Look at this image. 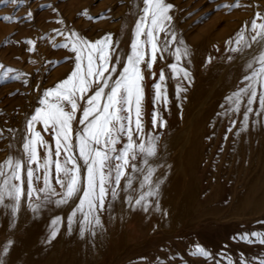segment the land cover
Here are the masks:
<instances>
[{
	"label": "snow or ice",
	"instance_id": "1",
	"mask_svg": "<svg viewBox=\"0 0 264 264\" xmlns=\"http://www.w3.org/2000/svg\"><path fill=\"white\" fill-rule=\"evenodd\" d=\"M32 2L0 0V6H14L11 14L0 19L33 24L38 13L50 9L53 18L46 22L58 27L39 39H50L53 48L70 50L65 60L73 66L52 86L34 85L35 105L22 128H0V137L7 132L19 145L14 147L10 143L14 154L0 163V217L3 226L12 230L0 245V264H15L12 252L22 209L30 210L34 219L47 220L43 245H50L62 229L69 235L76 232L81 239L87 236L95 241L107 231L106 223L117 218L113 215L117 204L120 219L124 210L148 216L159 212L168 217L169 212L161 207L162 188L172 167L163 156V137L168 126L164 112L172 103L168 80L175 82L174 99L182 117L183 101L195 79L191 71L192 50L178 30L179 9L175 0H142V7L135 5L136 18L126 54L112 32L89 38L69 24L54 4H37L33 9ZM21 7L25 8L24 15H16ZM244 7L250 5L234 0L217 5L213 11ZM110 11L108 8L93 15L84 8L82 15L99 20ZM210 14L206 13L201 20ZM8 42L6 39L5 43ZM37 43V38L25 37L14 41V46L23 47L24 54L30 57L37 54ZM226 50L240 54L245 70L233 89L224 95L215 115L229 122L227 132L236 128L234 135L239 137L257 126L264 129V9L244 21L235 38L229 37ZM165 54L174 57L166 66L167 76L164 67L158 73L154 70ZM213 59L209 55L205 63L210 64ZM227 59L233 61L234 56L228 55ZM59 62L46 63L54 66ZM0 69V81L22 80L28 86L32 78L30 73L5 67L3 63ZM148 103L151 111L147 109ZM42 132L51 139H46ZM214 135L207 139L212 140ZM158 228L159 225H153L154 231ZM230 239L259 245L260 250L251 255L243 250L233 254L224 245L212 249L195 243L189 254L203 258L205 264H264V227L234 233ZM160 251L164 255L154 260L140 259L143 264H175L177 259L181 264H189L180 252L172 254L164 246Z\"/></svg>",
	"mask_w": 264,
	"mask_h": 264
},
{
	"label": "rangeland",
	"instance_id": "2",
	"mask_svg": "<svg viewBox=\"0 0 264 264\" xmlns=\"http://www.w3.org/2000/svg\"><path fill=\"white\" fill-rule=\"evenodd\" d=\"M233 2L234 0H211V2L209 0H175V4L179 9L177 11V15L179 16L178 27L187 35L191 34L189 36L201 31L214 34L215 30H217V33L225 29L227 32H230L231 37L235 38V33L239 31L241 19L250 20L254 17L256 11L264 9V0H240L242 5H250V7L232 9L231 11L226 8H220L213 11L217 5ZM47 3H52L58 7L66 17L67 22L74 25L77 30H82L89 38H100L106 32L110 31L113 33L114 29L125 26L123 20L124 14L130 17L133 16V20H135V5L138 4L137 0H33L31 7L35 9L37 4ZM256 5H259L260 8L258 9ZM13 7L11 4L0 6V16L11 14ZM84 8H88L93 15L101 13L108 8H111V11L106 13V18L89 20L86 16L82 15V9ZM24 12L25 8L21 7L15 14L22 16ZM206 13L211 14L206 19L201 20V17H204ZM52 18L51 10L45 9L37 14L36 22L33 24H17L0 19V63H3L5 67L11 66L19 69L21 72L30 73L32 77L28 86H25L22 80L9 79L0 81V128H19L22 126L25 117L31 113L35 105L36 94L34 85L40 83L42 88L52 86L59 79L63 78L73 66L65 60L70 50L53 48L50 39H39L46 32H50L51 28L58 27L55 23L46 22L52 20ZM25 37L37 38V54L29 57L24 54L23 47L14 46V41L24 39ZM6 39L9 41L8 43H5ZM60 39L57 37L58 41ZM48 60H58L60 62L53 66L46 63ZM2 71L3 69H0V72ZM13 93L18 94L13 95ZM149 111H151V106L149 107ZM37 128L40 130L41 126L37 125ZM218 133L214 156L208 162L204 159L200 160L199 168L196 171H193L188 166L185 168L186 171L173 176V187L162 198L161 207L169 208L173 201L182 197L192 180L196 177L200 181L201 197L207 198L208 201L212 200L207 203L208 205L206 204L207 208L215 207L218 213L217 216H221V218L212 221L211 217L203 215V217L197 219L198 222L194 221L193 223L186 224L184 222H174L171 227L173 232L169 234L170 228H166L161 222L159 212H154L150 219L144 220L143 215L127 211V220L124 224L126 244L131 243L136 245L140 240L146 239L148 241L146 246H150L144 251L145 253H140L133 259L135 262L132 260L129 264H143V261L140 259L141 257L154 260L158 255L163 256L164 253L160 251L162 246L170 249L172 254H175V252H180L182 255L185 254L183 257L189 261V264H205L203 258L192 257L189 254V248L195 243H201L212 249H219L224 245L225 250L231 249L233 254L243 250L246 254L251 255L260 250L259 245H247L230 239L234 233L244 230H260L264 227V223H261L264 222V208L243 209L239 212L231 210V207L235 204L231 192L233 187L232 179L230 178L232 171L225 168V166L230 160L229 155L234 147L233 141L235 139L230 136L225 139L224 134ZM42 135L46 139H51L47 133L42 132ZM9 139L10 136L7 132L4 133L3 137H0V163L3 162L7 153ZM221 149H223L222 153ZM218 160L220 161L218 162ZM173 162L167 161L172 166L174 165ZM220 192L223 193L220 194ZM224 214L228 216L222 218ZM163 220H166V218H163ZM153 225H159L158 230L154 231ZM149 236L151 237L149 238ZM135 247L133 246L132 248L130 246L127 248L125 246L124 251L122 250L123 252L121 251L120 253L117 264H122L128 254L135 252ZM175 264H181L180 260L177 259Z\"/></svg>",
	"mask_w": 264,
	"mask_h": 264
},
{
	"label": "bare ground",
	"instance_id": "3",
	"mask_svg": "<svg viewBox=\"0 0 264 264\" xmlns=\"http://www.w3.org/2000/svg\"><path fill=\"white\" fill-rule=\"evenodd\" d=\"M137 2L140 6L142 5V0H137ZM123 20L125 26L114 29L113 34L115 39L121 41L120 48L126 54L130 50L131 28L134 25V20L133 16L130 17L125 14L123 15ZM244 21L246 20L241 19L239 29ZM178 30L182 33L185 43L192 50L191 71L195 79L187 92V99L183 101L182 117L174 99L175 82L171 78L168 80V95L172 103L169 106V110L164 112L165 118L168 120V126L163 137L165 145L163 156L168 162L174 161V165H171V170L168 172L167 180L163 185L162 198L173 187V176L186 171L185 168L188 166L193 171H196L199 168L200 160L204 159L208 162L214 156L215 143L218 132H220L224 134L225 139L229 136L235 139L233 141L234 147L229 155L230 160L225 166V168L232 171L231 177H229L232 179L233 187L231 192L235 204L232 207L230 205L231 210L239 212L243 209H263L264 129L257 126L256 128H251L248 133L237 137L234 135L236 128H233L230 133L227 132L229 122L226 119H217L215 115L219 111V104L223 102L224 95L233 89V86L241 76V72L245 70L243 68L244 61L240 58V54L233 55L226 50V41L231 36L230 32L225 29H220L221 31L217 33V30H215L214 34L201 31L195 35L192 34V36H189L191 34L187 35L179 27ZM246 52H251V50H246ZM209 55L214 57L210 64L205 63ZM228 55H233L234 60L229 61L227 59ZM173 60L174 57L165 54L163 61L158 59L154 70L158 72L161 67H164L167 76L169 70L166 66L172 63ZM184 66H188L186 60ZM150 106L151 104L148 103V111ZM22 127L23 125L19 128ZM236 127H239V121ZM212 133H215L213 139L208 140L207 137ZM10 143L14 147L19 146L11 137L9 139ZM41 152V155H43V150ZM9 154H14L13 149L10 147H8L4 159ZM201 192L200 181L195 177L182 197L173 201L170 206L168 205L169 208H163L169 212V215L166 220H163L165 217L160 216L161 222L166 228H170L169 234L173 232L171 227L174 222H184L185 224L193 223L194 221L198 222L197 219L203 217V215H208L213 219L212 221L221 218V216H217L218 213L215 207L207 208V203L212 200L209 199L210 201H208L207 198H202ZM222 193L220 192V194ZM65 211L68 210L65 209ZM126 213L127 210H124L122 219H120L121 213L119 204H117L116 211L113 213L117 218L106 223L107 231L103 235L98 236L95 241L87 236L81 239L76 232L69 235L62 229L61 234L50 245H43L42 241L47 232V220L34 219L30 210L25 211L22 209L19 219V230L15 232L16 246L12 252V259L15 264H117L120 253L125 246L127 248L136 246L135 252L128 254L126 257L123 255L125 259L122 264H129L138 254L143 253L150 246H146L148 243L146 239L140 240L136 245L129 242V244H126V231L124 229V224L127 220ZM139 214L144 216V220L152 217V215ZM227 216V214H224L222 218ZM11 231V229L3 226V217H0V245L6 242ZM2 234L3 236H1Z\"/></svg>",
	"mask_w": 264,
	"mask_h": 264
}]
</instances>
